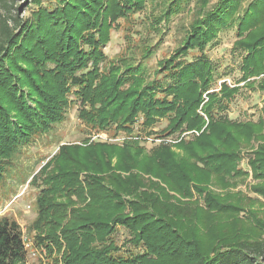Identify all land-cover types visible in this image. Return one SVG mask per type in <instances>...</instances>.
Segmentation results:
<instances>
[{"label":"trees","instance_id":"16d2710c","mask_svg":"<svg viewBox=\"0 0 264 264\" xmlns=\"http://www.w3.org/2000/svg\"><path fill=\"white\" fill-rule=\"evenodd\" d=\"M8 1L0 0V182L19 165L24 146L65 119L73 104L70 93L80 102L76 116L95 130L114 125L130 133L138 113L145 128L167 119L158 138L204 126L197 109L214 67L203 54L191 61L175 58L190 49L202 52L232 20L238 0H218L193 20L183 44L160 64L173 76L166 85L145 81L139 67L125 60L101 72L112 23L140 11L143 0H63L62 7L50 3L34 23L6 14ZM180 1L163 4L161 19L168 21ZM235 20L234 45L245 51L243 85L264 90V77L256 78L264 73V0L250 2ZM238 89L223 82L206 94L202 110L208 122L193 140L175 143L182 153L164 140L147 151L139 138L125 140L122 147L102 141L58 145L31 176L33 181L41 177L38 216L31 224L34 245L46 251L51 264H264V211L251 208L262 202L239 191L220 195L207 188L236 186L246 175L238 167L240 154L249 147L255 179L250 190L264 197V119L218 115ZM125 166L137 170L122 175ZM80 170L86 171L82 180ZM166 189L187 200L171 201ZM194 193L201 194L203 205ZM243 210L247 219L240 215ZM245 225L257 236L230 240L228 235ZM116 226L143 247L140 254H117L111 239ZM0 264H28L21 226L7 216L0 217Z\"/></svg>","mask_w":264,"mask_h":264},{"label":"rangeland","instance_id":"374dc122","mask_svg":"<svg viewBox=\"0 0 264 264\" xmlns=\"http://www.w3.org/2000/svg\"><path fill=\"white\" fill-rule=\"evenodd\" d=\"M118 1L119 3L123 2V0ZM217 1L205 0V3L202 4L201 1L196 3V0H181L178 9L175 11L176 13L167 21L161 19L159 14L162 5L170 3V0H143L140 11L128 13L126 17L117 18L112 23V28L109 32L111 39L102 48L106 54V59L100 65L101 72L105 73L110 64L122 65L123 62L121 60H125V65L139 67L145 81L155 80L165 85L174 82L172 81L173 76H170L168 71L162 70L163 66H160L161 62L164 59H168L174 54L175 49L183 44L193 20L204 15L206 11L211 10ZM238 1L240 2L239 9L233 15L232 20L218 30L202 52L190 49L186 56L175 58V60L191 61L196 59L200 54H203L214 67L209 89L203 93V102H201L197 109V112L205 120V124L200 130L182 127V129L166 137L158 138L160 136L158 132L168 123L167 119L159 118L156 124L145 128L142 113H138L135 117L130 133L121 129L115 130L114 125L105 129L95 130L86 126L76 116L80 102L70 93L69 99L72 100L73 104L65 119L60 123L54 124L48 134L35 138L30 144L23 147L22 157L18 162L19 165L12 166L11 174L9 176L6 175L4 180L0 182V217L7 216L15 219L21 226L27 249L28 264H51L52 261L44 249L41 250L33 243L34 231L31 228V224L38 216L35 198L40 190L41 185L39 183L41 177L39 176L37 181H33L31 180V176L57 151L58 145L62 143L85 145L102 141L107 145L122 147L125 140L139 138L140 145L145 146L147 151L158 146V143L164 140L170 144L171 150L182 153L177 149L175 143L180 140L191 141L202 132L208 122V118L202 110L203 103L208 99L206 94L218 91L223 82L230 87L234 85L239 86V89L227 102L226 108L218 111V115H227L230 119L240 121H257L258 118L264 119V90L252 89L243 85L240 67L245 51L234 45V41L237 38L235 19L242 15L243 11L253 0ZM50 3L55 7L63 6V0H9L8 7L4 10L10 17L29 19V21L34 23L37 16H41V13L46 10V7ZM123 69L124 66L120 68L119 72ZM259 77H264V73L256 78ZM95 136L96 138L93 139ZM250 151L251 148L249 147H243L241 151L238 167L246 175H243L238 180L236 186H228L224 190L214 184H207V188L211 192L220 195L225 194V192L239 191L243 196L257 198L262 204L256 202L251 208L262 212L264 211V197L250 190V185L255 182L251 168L248 165ZM116 158L117 154L112 155L113 163H116ZM121 158L125 159V154ZM126 168L125 166L123 172H120L122 175H127L137 170L132 167ZM19 171L22 174H19ZM84 175H86V171L80 170L78 178L82 180ZM151 179L157 181L154 177H151ZM162 186L166 185L163 183ZM166 191L168 195L174 196V198H170L171 201L177 202L176 198H179L182 202L187 200V198L180 197L174 191L168 189ZM194 198H197L200 205H203L201 194L194 193ZM240 215L247 219L248 212L243 210L240 212ZM261 216L264 218V214H261ZM228 236L230 240L237 237L252 238L256 237L257 233L249 225H245L241 229H235ZM260 236L264 237V230L263 233H260ZM129 238V233L125 228L116 226L111 239L119 248L117 251L118 255L132 257L143 251L142 246L133 245L129 241Z\"/></svg>","mask_w":264,"mask_h":264},{"label":"built area","instance_id":"2783aa9c","mask_svg":"<svg viewBox=\"0 0 264 264\" xmlns=\"http://www.w3.org/2000/svg\"><path fill=\"white\" fill-rule=\"evenodd\" d=\"M96 138V136L95 137H93V139H95Z\"/></svg>","mask_w":264,"mask_h":264}]
</instances>
